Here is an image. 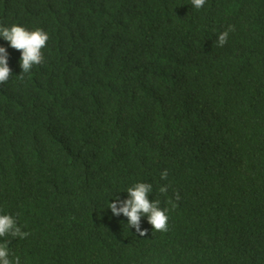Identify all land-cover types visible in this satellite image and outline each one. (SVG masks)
Here are the masks:
<instances>
[{
	"label": "trees",
	"instance_id": "obj_1",
	"mask_svg": "<svg viewBox=\"0 0 264 264\" xmlns=\"http://www.w3.org/2000/svg\"><path fill=\"white\" fill-rule=\"evenodd\" d=\"M13 23L49 33L29 73L0 38V212L29 233L2 239L22 264H264V0H0ZM136 181L166 232L107 209Z\"/></svg>",
	"mask_w": 264,
	"mask_h": 264
},
{
	"label": "clouds",
	"instance_id": "obj_2",
	"mask_svg": "<svg viewBox=\"0 0 264 264\" xmlns=\"http://www.w3.org/2000/svg\"><path fill=\"white\" fill-rule=\"evenodd\" d=\"M207 0H191L194 9H202ZM234 31V27L229 25L224 31L216 34V45L223 47L229 39L230 32ZM0 38L8 42V46L20 51V67L22 73H29L33 66L40 65L44 62L43 49L49 39V33L40 28L29 29L20 23L11 25L0 24ZM9 53L4 45H0V83L9 80L11 68L8 63ZM167 170L160 172V179H167ZM168 185H159L158 191L162 194L166 193ZM123 191L127 192V196L121 199L115 196L109 200L107 209L113 216L126 217L128 227L135 229L139 236H145L147 229L141 227V219L144 218L156 231L166 232L168 230L169 209L162 208L158 199H150L149 194L153 193V184L147 181H136L127 186ZM179 194L176 199L179 200ZM29 233L22 230V226L18 223L16 216L0 212V264H22L21 257L14 255L9 247L8 241L3 240L5 236L11 238L25 239Z\"/></svg>",
	"mask_w": 264,
	"mask_h": 264
}]
</instances>
